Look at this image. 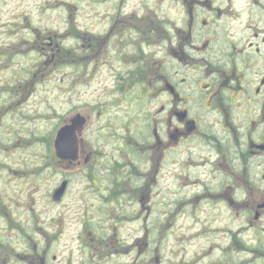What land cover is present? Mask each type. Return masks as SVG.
<instances>
[{"label": "flooded vegetation", "instance_id": "1", "mask_svg": "<svg viewBox=\"0 0 264 264\" xmlns=\"http://www.w3.org/2000/svg\"><path fill=\"white\" fill-rule=\"evenodd\" d=\"M108 5L101 30L83 32L70 22L66 34L72 44L65 34L58 39L37 33L19 50L40 52L45 60L30 67L23 82L0 75V125L22 101L23 89L34 85L36 73L50 64L70 65L75 82L89 73L96 78L104 69L111 105L124 109L148 100L155 112L149 126L128 114L123 128L99 129L98 140L108 150L103 151L84 146L90 117L75 108L73 115L87 122L75 161L61 163L64 170L74 166L87 173L89 189L81 199L86 211H98L86 204L87 192L119 204L123 198L139 200L141 207L147 169L155 168L160 179L164 168L173 179L182 169L189 192L182 203L176 199L170 213L186 206L194 223L209 232L191 264H264V187L254 185L263 195L246 212L252 216L246 220L252 244L239 239L242 226L234 227L243 211L240 169L254 166V160L257 167L264 165V0H109ZM98 162L104 166L98 168ZM132 179L139 184L131 185ZM62 181L68 188L69 181ZM96 236L102 247L104 236ZM242 252L249 257L242 259Z\"/></svg>", "mask_w": 264, "mask_h": 264}, {"label": "rangeland", "instance_id": "2", "mask_svg": "<svg viewBox=\"0 0 264 264\" xmlns=\"http://www.w3.org/2000/svg\"><path fill=\"white\" fill-rule=\"evenodd\" d=\"M108 1L0 0V49L5 48V54H0L1 77L12 75L23 82L30 67L42 64L45 60L42 53L19 51L24 45L30 46L37 33L57 35L58 39L65 34V42L72 44L71 36L66 34L70 22L83 32L101 30L108 16ZM97 75L92 78L89 73L84 81L75 82L70 65L56 64L51 68L50 64V69L36 73L29 90L23 89L22 101L3 115L0 264L32 261L35 264H191L192 254L201 253L200 249L207 245L209 232H203L201 225L194 223L186 206L175 216L170 213L176 199L178 204L182 203L189 192V187L183 185L182 169L175 175L178 179L171 178V170L166 168L162 179L156 175L155 168L147 169V184L140 192L141 207L139 200L123 198L120 205L118 200L105 201L87 192L86 204H95L98 211L84 208L81 199L89 189L85 187L87 173L82 175L74 166L64 170L54 155L52 131L67 115L82 112L90 117L84 146L87 150L105 148L103 139L98 140L99 129L123 128L128 114H137L138 121L149 126L155 112L154 102L148 100L124 109L111 105L105 70ZM97 113H100L98 117ZM255 163L256 160L254 166L244 165L240 169L239 196L243 211L234 223V227L242 226L239 239L247 245L252 244V230L247 229L246 220L252 216L246 212L254 199L263 195L261 190L254 191V185L264 187L261 182L264 165L257 167ZM98 165L103 167L104 163ZM63 178L69 181L68 188L61 200L53 202L51 194ZM135 182L139 184V180L132 179L131 185ZM17 224L20 228H14ZM98 234L105 238L102 247L95 242ZM247 256L242 252V259Z\"/></svg>", "mask_w": 264, "mask_h": 264}, {"label": "water", "instance_id": "3", "mask_svg": "<svg viewBox=\"0 0 264 264\" xmlns=\"http://www.w3.org/2000/svg\"><path fill=\"white\" fill-rule=\"evenodd\" d=\"M84 123V118L81 116H76L72 119V125L69 127H64L58 132V139L56 141V149L59 157H68L71 159L75 158L76 151V139L73 137V129H81ZM63 183L54 194V198L59 200L64 192Z\"/></svg>", "mask_w": 264, "mask_h": 264}]
</instances>
